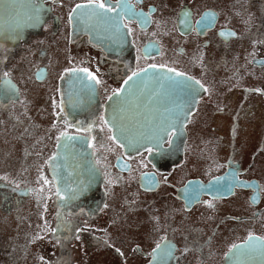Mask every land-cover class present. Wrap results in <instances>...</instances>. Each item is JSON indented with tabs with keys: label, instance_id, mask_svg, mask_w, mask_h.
Returning <instances> with one entry per match:
<instances>
[{
	"label": "flooded vegetation",
	"instance_id": "1",
	"mask_svg": "<svg viewBox=\"0 0 264 264\" xmlns=\"http://www.w3.org/2000/svg\"><path fill=\"white\" fill-rule=\"evenodd\" d=\"M86 2L0 0V264H264V241L244 245L264 237V191L251 203L253 189L234 184L264 188V0H123L149 23L126 16L117 32L86 16L98 44L68 22ZM206 13L215 16L205 29ZM152 64L191 77L197 91L153 77L156 87L131 105L145 107L149 126L182 124L178 147L170 129L160 145L126 151L101 116L113 90ZM65 131L81 146L68 155L67 185L49 165ZM86 178L91 193L68 188ZM162 237L179 260L149 256ZM232 244L241 249L228 253Z\"/></svg>",
	"mask_w": 264,
	"mask_h": 264
},
{
	"label": "snow or ice",
	"instance_id": "2",
	"mask_svg": "<svg viewBox=\"0 0 264 264\" xmlns=\"http://www.w3.org/2000/svg\"><path fill=\"white\" fill-rule=\"evenodd\" d=\"M119 9L117 12L116 9ZM80 10H87L86 12H82ZM116 12L115 16H108L107 14ZM87 15L89 18L96 17L100 19H104L106 21H110L117 32L120 30V23L123 20L124 17H129L130 19H133L137 22L138 26H146L149 21H150V16L148 13L145 12H136L133 10L132 6H130L128 3H124L123 0H116V5L112 6L110 3L106 2V0H87L86 3H80L76 4L75 7L71 9L69 12V17H68V22L69 24L73 23V19L79 20L83 16ZM184 17H188L189 13L188 12H183ZM215 14L214 13H206L202 16L201 20L197 21V25H201L203 28H208L210 27V20L209 17L214 18ZM220 35L224 36L225 33H221ZM227 35L231 36L234 35V33H228ZM257 63H260L257 61ZM150 68L156 69L157 65L152 64L149 65ZM72 72H84L87 75V78L91 81H94L95 84H100L101 81L97 80L96 77L88 72L87 69H72ZM148 69H141L140 72L133 71L130 76L127 77L126 80H124V85H128L130 81H133L134 77H139L142 72H147ZM167 72L174 73L176 77H183L185 81H191V77H186L184 73L182 72H177L173 68H167ZM9 74L7 72L4 73V76H8ZM63 79V76L61 77ZM168 79H171V77H168ZM197 85H200L199 81L194 82ZM187 87L190 89L189 91V96H193L194 93L197 91L194 88H191V85H187ZM200 88H203V85H200ZM94 91V89H93ZM125 89L122 86L120 89H115L113 90L112 96L108 97L109 100H111L113 97H120L121 93L124 92ZM204 91H207V89H204ZM257 92H259V89H256ZM55 107V102L53 104ZM170 111V110H169ZM139 114V113H137ZM124 119L123 116H120L117 118V116H113L111 121H106L103 116H101V121L104 123L105 127H108V130L111 132L113 129L116 130L118 133L117 136H109L108 139L112 140L113 143H116V141L119 139L121 143H126L128 137L124 135L125 131L132 132L134 129V135L137 139H152V138H159V139H165V134L169 132L170 128L175 127L174 123L170 120H163L159 124L154 125V126H149L147 122L145 124H139L137 121L136 124H133V120H135V116L129 119V124L132 125L131 127H128L125 124H122L121 121ZM109 123L111 124V127H109ZM139 124V126H137ZM65 125H67V120H65ZM55 127V124L53 125ZM78 136L81 135H90L92 132V127L91 125L86 127V128H77L76 129ZM175 135V133H172ZM61 138H64L67 141H72L77 139V137L70 136L66 131L61 132L59 136H57V141L59 142ZM91 146V145H89ZM143 146V145H141ZM169 146H171V141H169ZM149 153L152 152V148H147L146 149ZM55 157H51L50 159H54ZM0 179L6 180L7 177H0ZM40 179L45 180V183H47V180L45 179L44 176H41ZM217 182H219V178H217ZM53 184H55V180L52 181ZM111 183V181H109ZM234 184L236 186H242L246 188H251L255 192L253 197L251 198L250 202L255 203L259 199V193L261 191H264V188H261L260 185H252L250 182H244L236 179L234 177ZM233 187L230 185L229 186V192H233ZM219 191V190H218ZM57 196L63 199L62 196H60V192L57 191ZM208 207H212L211 204L208 205ZM255 216V213L253 214ZM78 238V237H77ZM256 241H264V237H256L253 235H249L248 238L244 241V245L251 248L256 247L255 242ZM250 242H252L250 244ZM163 245V247H162ZM239 250L241 249V245L238 244H232L231 247L228 249V253H232L233 250ZM118 251V250H117ZM134 251H138V249H134ZM177 249L173 244L165 243V238L162 237L159 242L155 244V247L152 249V252L149 253V256H153L154 258L156 256H159L163 260L167 259H176L179 260V257H176ZM181 252V256L186 255L189 249L185 247L184 249L179 250ZM240 255L244 254L243 252L238 253ZM227 256V253L225 254Z\"/></svg>",
	"mask_w": 264,
	"mask_h": 264
},
{
	"label": "water",
	"instance_id": "3",
	"mask_svg": "<svg viewBox=\"0 0 264 264\" xmlns=\"http://www.w3.org/2000/svg\"><path fill=\"white\" fill-rule=\"evenodd\" d=\"M82 12H86L87 10H80ZM97 19L96 17H94ZM81 27V26H80ZM89 37L95 41V39L92 37L90 31L93 32L95 37H98V33L94 27L91 26H86L84 30ZM114 51V50H112ZM173 73L167 72L165 69H148L147 72H142L139 77H134L133 81H130L128 85L124 86L125 91L121 93L120 97H113L111 100H108L106 103V116L105 120L106 121H111L112 117L115 115L117 118L120 116H123L124 119L121 121L122 124L127 125L128 127H131L132 125L129 124V119L135 116V120L133 121V124H136L138 121L139 124H145V122H141L140 119L145 118V112L141 110L140 108L133 107L131 105V102L133 99H137V95H145L146 92H148L152 86L156 85L157 83L153 81V77L155 76H166V77H173L177 79L176 84L180 85H188L191 84L189 81H185L182 77H176L175 75H172ZM118 104H121V107H117ZM139 113V114H137ZM139 124L137 126H139ZM109 127H111V124L109 123ZM175 133H179V124L175 125V127L172 128ZM113 136H117L118 133L116 132L115 129L112 130ZM125 136L128 137L126 143H121V141L118 139L117 142L120 144L123 150L126 151H136L138 149L151 146V145H156L159 144L160 139L154 138V139H148L144 140L142 138L137 139L134 135V129L132 132L125 131L124 133ZM71 136V135H70ZM69 141L65 140L64 138H61L59 141V145L57 148L56 153L54 154L52 159V166L53 168V174L59 176H64L66 177V184L67 185V174L68 170L66 168V159H67V143ZM172 147H176V140L172 142ZM143 145V146H141ZM85 186L84 187H78L77 185L75 186V189H80L81 191L83 190H89L91 193L92 187H95L96 189V183L93 181L92 186V180L91 178H86L84 180ZM69 188V186H68ZM74 188V187H71ZM70 189V188H69Z\"/></svg>",
	"mask_w": 264,
	"mask_h": 264
}]
</instances>
